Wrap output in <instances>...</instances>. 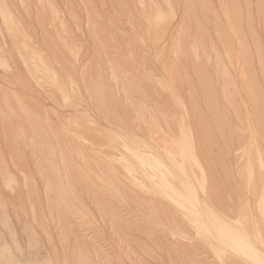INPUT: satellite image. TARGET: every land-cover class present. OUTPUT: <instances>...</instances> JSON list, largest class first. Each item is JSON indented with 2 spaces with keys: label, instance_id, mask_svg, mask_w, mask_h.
I'll list each match as a JSON object with an SVG mask.
<instances>
[{
  "label": "rangeland",
  "instance_id": "1",
  "mask_svg": "<svg viewBox=\"0 0 264 264\" xmlns=\"http://www.w3.org/2000/svg\"><path fill=\"white\" fill-rule=\"evenodd\" d=\"M1 59L0 264H223L193 189L264 251V0H0Z\"/></svg>",
  "mask_w": 264,
  "mask_h": 264
},
{
  "label": "bare ground",
  "instance_id": "2",
  "mask_svg": "<svg viewBox=\"0 0 264 264\" xmlns=\"http://www.w3.org/2000/svg\"><path fill=\"white\" fill-rule=\"evenodd\" d=\"M10 24V23H9ZM10 29V28H9ZM32 61V60H31ZM39 62H41V61H39ZM35 63H37V61L35 62ZM39 64V63H38ZM43 64V63H42ZM41 64V65H42ZM0 65H2V66H5L6 64L4 63V60H0ZM34 65V64H33ZM44 65V64H43ZM40 66V65H39ZM45 66V65H44ZM42 67V66H41ZM46 68V67H45ZM49 70V69H48ZM46 72V71H45ZM53 74V73H52ZM54 75H56L55 73H54ZM53 77V76H52ZM52 80H53V78H52ZM55 80V79H54ZM54 82V81H53ZM57 82V81H56ZM56 84V83H55ZM58 84V83H57ZM56 84V85H57ZM60 86H61V84H60ZM63 88V87H62ZM68 94V93H67ZM63 96V95H62ZM66 100V99H65ZM183 134V133H182ZM128 137V136H127ZM135 139V138H134ZM153 140H152V142L154 141V137L152 138ZM125 142V141H124ZM130 142V141H129ZM128 142V143H129ZM178 142L179 141H177V140H175V138H169L167 141L165 140V143H164V150H165V152L166 153H171V151H174V150H176V149H178V148H176V146H178L179 147V145L180 144H178ZM146 143V142H145ZM127 146L128 145H132V144H127V143H125ZM136 144V143H135ZM139 144V143H138ZM142 144V143H141ZM184 144L182 143V145H180V147H179V149L178 150H176L177 152H176V155H182L183 157H184V152H185V150H184V152L182 151V149H181V146H183ZM147 149H150L151 151H154V153H155V149H153V147H154V145H149V144H147ZM169 147H172L174 150H172V149H169ZM185 147V146H184ZM184 147H182V148H184ZM129 148V147H128ZM132 148V147H131ZM135 150V149H134ZM139 150V149H138ZM162 150V149H161ZM170 150V151H169ZM190 150H191V148H190ZM130 151V150H129ZM163 151V150H162ZM187 151V153H188V150H186ZM145 152V151H144ZM157 152V151H156ZM183 152V153H182ZM137 153H138V151H137ZM137 153H136V156H137ZM145 153H148V152H145ZM191 153V152H190ZM135 154V153H134ZM155 154H157V153H155ZM172 154V156H173V153H171ZM174 154H175V152H174ZM142 155V154H141ZM144 155V154H143ZM150 155V154H149ZM158 155V154H157ZM170 155V154H169ZM178 155V156H179ZM188 155V154H187ZM191 155V154H190ZM135 156V155H134ZM145 156V155H144ZM171 156V155H170ZM62 157V156H61ZM147 157H149V156H147ZM146 157V158H147ZM152 158V160H151V162L152 163H147L148 165H150V166H152V167H155V165L157 166V164H158V166L159 165H161V167H165L166 168V170L165 171H167L168 173H170L172 170H174L173 168H172V170H171V167H172V165H171V167H169V166H167V163L166 162H164L163 161V159L162 158H160L159 157V155L158 156H156V155H152L151 156ZM177 157V156H176ZM175 157V158H176ZM137 158V157H136ZM140 158V157H139ZM150 158V157H149ZM171 158H173V157H171ZM175 158H173V159H175ZM179 158H182V157H179ZM187 158V157H186ZM192 158V157H191ZM133 159V158H132ZM141 159H143V158H141ZM167 159V158H166ZM170 159V158H169ZM177 159V158H176ZM175 159V161L177 162V164H179L180 166H179V168L176 166V169L178 168V169H180L179 170V172L181 173V172H183L184 173V175H185V171H186V169H185V165H182V163L184 162H182V159H184V158H182L181 160H176ZM144 160V162L147 160V162H150V161H148V159H143ZM139 161H142V160H139ZM138 161V162H139ZM154 161V162H153ZM194 161V160H193ZM130 162V161H129ZM137 162V161H136ZM156 162V163H155ZM173 162H174V160L172 161V164H173ZM188 162V161H187ZM142 163L143 162H141L140 164H141V168L144 166V165H142ZM170 163V162H169ZM124 164V163H123ZM128 164V163H127ZM130 164H132V163H130ZM134 164V163H133ZM139 164V163H138ZM137 164V165H138ZM144 164H146V163H144ZM184 164H185V162H184ZM192 164V163H191ZM195 164H196V162H195ZM125 165V164H124ZM174 165V164H173ZM199 165V164H198ZM45 167V166H44ZM200 167V166H199ZM198 167V168H199ZM134 168V167H133ZM132 168V169H133ZM157 168V167H156ZM202 168V167H201ZM132 169L130 170V171H132ZM135 169V168H134ZM142 169H144V168H142ZM158 169V168H157ZM156 169V170H157ZM45 170V169H44ZM135 170H137V169H135ZM161 170V169H160ZM138 171H140V170H138ZM176 170H174V172H175ZM133 172V171H132ZM131 172V173H132ZM142 172V171H141ZM144 172H145V170H144ZM148 173H149V171H147ZM147 172H145L144 174H145V176L146 177H148L149 179H155V178H157V177H155L156 176V174H155V172H153L152 174H148ZM150 172H151V170H150ZM160 172L161 171H159V175H160ZM166 172V174L168 175V173ZM193 172V171H192ZM171 173H173V172H171ZM176 173H178V171H176ZM176 173H174V174H176ZM140 174V173H139ZM143 174V173H142ZM164 174V172L162 173L161 172V180H163L162 182H164V183H161V184H164V186H166L165 185V182H166V180H167V178H165V175H163ZM173 174V175H174ZM182 174V173H181ZM194 174V173H193ZM192 174V175H193ZM202 174V173H201ZM51 175V174H50ZM184 175H182V177L184 176ZM186 175H188V174H186ZM196 175V174H195ZM170 176H172V175H170ZM175 176V175H174ZM173 176V177H174ZM178 176H180V175H178ZM197 176V175H196ZM153 177H155V178H153ZM176 177H177V174H176ZM181 177V176H180ZM182 177L179 179L180 181L179 182H182ZM193 177V176H192ZM191 177V179H193ZM141 178V177H140ZM145 178V177H144ZM169 178V177H168ZM172 178V177H171ZM175 178V177H174ZM179 178V177H178ZM177 178V179H178ZM184 178V177H183ZM190 178V177H189ZM196 178V177H195ZM52 179V178H51ZM54 179V178H53ZM135 179V178H134ZM185 179L186 180H188V177H185ZM50 180V179H49ZM58 180V179H57ZM140 180V179H139ZM143 180V179H142ZM141 180V181H142ZM146 180H147V178H146ZM52 181V180H51ZM111 181V180H110ZM144 181V180H143ZM152 181V180H151ZM169 181V180H168ZM170 181H172V180H170ZM9 182V181H8ZM105 182V181H104ZM157 182H159V181H157ZM156 182V183H157ZM183 182L185 183L186 181L185 180H183ZM182 182V184H184ZM194 181L192 180V183H193ZM201 182V181H200ZM10 183V182H9ZM8 183V184H9ZM54 183V182H53ZM57 183V182H56ZM174 183V182H173ZM187 183V182H186ZM185 183V184H186ZM190 182V180H189V182H188V184H186V185H188L189 186V188H187L188 190L190 189V185L192 186L193 184ZM7 184V185H8ZM109 184V183H108ZM113 184V183H112ZM134 184H135V182H134ZM152 184H154V182L152 183ZM160 184V185H161ZM168 184V183H167ZM184 184V185H185ZM190 184V185H189ZM136 186H137V184H135ZM139 185V184H138ZM156 185V184H155ZM157 185H158V183H157ZM174 185H175V183H174ZM184 185H182V187L184 186ZM185 185V186H186ZM202 185V184H201ZM57 186V185H56ZM109 186V185H108ZM184 186V188H185V190H186V187ZM194 186V185H193ZM192 186V187H193ZM200 186V185H199ZM110 187V186H109ZM111 187H112V185H111ZM154 187V186H153ZM157 187V186H156ZM161 187V186H160ZM163 187V186H162ZM161 187V188H162ZM166 187H170L171 189H170V191H172V190H175V187L173 188V186L172 185H170V184H168ZM181 187V186H180ZM149 188V187H148ZM158 188V187H157ZM194 188V187H193ZM52 189H53V187H52ZM58 189H60V188H58ZM159 189V188H158ZM164 189H166L167 190V188H164ZM200 189V188H199ZM163 190V189H162ZM179 190V189H178ZM177 190V191H178ZM185 190H183V191H185ZM194 191H195V189H193ZM192 189H190L188 192H190V193H192V191H193ZM202 190V189H201ZM53 191V190H52ZM169 191V190H168ZM167 191V192H168ZM169 191V192H170ZM177 191H175V193L177 192ZM180 191V190H179ZM194 191H193V196L191 197L192 199H191V203L190 202H188L189 204H191V206H190V208H192L193 209V211H192V213H194L193 215H195V218L198 220V222L200 223L199 225L201 226V232L202 233H200V232H198L199 231V228L197 229V233H200L201 235V237H202V234L205 236V237H207V240L209 239H215V241H214V245L212 244V240L211 241H209L208 242V244L210 243V245L212 246V247H214V249H213V251L216 253L215 255L218 257V259L223 263V264H227V263H225L226 261H224V258H223V255H224V253H225V251H230V252H232V254H235L236 256H239V257H241V255L242 256H244V255H246L248 258H251V260H253V262L255 261V263L256 264H264V251H262L261 249H258L256 246L257 245H255V244H253V242L251 241V239H250V236H251V234H249L247 231H246V228L244 229L242 226L240 227L241 229H239L238 227H235V225H232L231 223H229L228 222V220L225 218V217H223V216H221V214H219V213H217L215 210H213L212 209V207L210 208V204L208 203V201L206 202L205 200H202V198H200V200L198 199V196L197 195H195L194 194ZM174 192V191H173ZM172 192V193H173ZM188 192H185V193H188ZM147 193V192H146ZM161 193V192H160ZM178 193V192H177ZM176 193V195H179V196H181L182 197V195L181 194H183L182 192H180V194H177ZM189 193V194H190ZM196 193H198V192H196ZM61 194V193H60ZM157 194V193H156ZM166 194V193H165ZM169 194V193H168ZM263 194V193H262ZM175 195V194H174ZM186 195V194H185ZM167 196V195H166ZM187 196H189V195H187ZM173 198H174V196H172ZM177 197V196H176ZM263 197V196H262ZM178 198V197H177ZM185 198V197H184ZM183 198V199H184ZM210 198V197H209ZM187 199H189V197H187V198H185L184 200H183V204H184V202H186L185 200H187ZM207 199V198H206ZM175 200V202H176V199H174ZM181 200V199H180ZM262 200V199H261ZM173 201V200H172ZM182 201V200H181ZM180 201V202H181ZM210 201H211V199H210ZM264 201V200H263ZM178 203V202H177ZM188 203H186V204H188ZM173 204V203H172ZM179 204H182V202L181 203H179ZM263 206V205H262ZM189 208V207H188ZM188 208H186L187 210H188ZM217 209V208H216ZM60 210V209H59ZM62 210V209H61ZM189 210V211H190ZM219 210H220V208H219ZM218 210V211H219ZM263 210V209H262ZM189 211H186V212H188L189 213ZM260 211H261V208H260ZM185 212V213H186ZM202 212V213H201ZM264 212V211H263ZM62 213V212H61ZM60 213V214H61ZM222 213V212H221ZM224 213H226V212H224ZM240 213V212H239ZM242 213V212H241ZM262 213V212H261ZM42 216V215H41ZM188 216L190 217V215L188 214ZM193 217V216H192ZM191 217V218H192ZM156 218V217H155ZM190 218V219H191ZM194 218V219H195ZM195 219V220H196ZM192 220H193V218H192ZM192 220H190V221H192ZM238 220V219H237ZM236 220V221H237ZM239 221V220H238ZM250 221V220H249ZM253 221V220H252ZM193 222V221H192ZM196 222V221H195ZM245 222V221H244ZM254 222V221H253ZM244 224V223H243ZM67 225H69V224H67ZM245 225V224H244ZM168 226V225H167ZM175 226V225H174ZM198 226V225H197ZM166 229H168L167 227H166ZM250 230V229H249ZM117 231H118V229H117ZM169 231V230H168ZM257 231V230H256ZM169 232H171V234H173V230L170 228V231ZM252 232V231H251ZM250 232V233H251ZM116 233V232H115ZM118 234H119V231H118ZM170 234V233H169ZM174 234H176V230H175V233ZM173 234V235H174ZM180 234V233H179ZM253 234V233H252ZM120 235V234H119ZM182 236H184V234H182ZM204 236H203V238H204ZM254 237L256 236V235H253ZM185 237V236H184ZM254 237H253V239H254ZM259 238V237H258ZM206 239V238H205ZM256 240L254 239V242H255ZM258 241V240H257ZM256 241V242H257ZM260 241V240H259ZM129 242V241H128ZM255 242V243H256ZM132 244V243H131ZM260 244V243H259ZM126 245H127V243H126ZM261 246V245H260ZM96 250V249H95ZM226 253H228V252H226ZM10 256V255H9ZM14 256V255H13ZM12 256V257H13ZM234 256V255H233ZM245 256V257H246ZM246 257V264H248L249 262L247 261V258ZM243 258V257H242ZM13 259V258H12ZM107 260V259H106ZM250 260V261H251ZM11 262H12V260H11ZM14 262V261H13ZM103 262V261H102ZM129 262V261H128ZM141 262H143V261H141ZM140 262V263H141ZM5 263V262H4ZM17 263V262H16ZM12 264V263H11ZM45 264H49V262L48 263H45ZM51 264H53V263H51ZM86 264V263H85ZM106 264V263H105ZM132 264V263H131ZM144 264V263H143ZM233 264V263H232Z\"/></svg>",
  "mask_w": 264,
  "mask_h": 264
}]
</instances>
